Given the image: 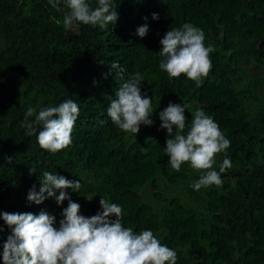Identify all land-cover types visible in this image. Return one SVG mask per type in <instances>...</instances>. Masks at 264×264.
<instances>
[{
	"label": "trees",
	"instance_id": "1",
	"mask_svg": "<svg viewBox=\"0 0 264 264\" xmlns=\"http://www.w3.org/2000/svg\"><path fill=\"white\" fill-rule=\"evenodd\" d=\"M112 3L119 18L106 30L83 23L65 29L63 0L57 8L48 0H0V212L43 209L58 227L67 200L27 201L49 171L80 181L79 192L66 189L80 214L95 215L102 196L108 198L122 206L125 227L153 230L177 252V264H264V0ZM184 23L201 28L205 45L215 48L199 87L159 68L160 39ZM145 24L148 32L140 37L136 29ZM113 62L123 72L111 69ZM135 72L143 74L141 91L154 109L153 124L141 125L137 135L121 131L107 115L108 96ZM65 99L78 103L80 115L71 145L52 153L39 146L38 133L26 136L20 125L29 106L39 110ZM169 101L202 108L231 141L214 165L219 171L225 156L232 162L221 173L222 186L195 191L190 184L200 172L188 162L179 172L171 168L158 115ZM185 115L190 122L187 109ZM0 226L3 264L11 230L2 218Z\"/></svg>",
	"mask_w": 264,
	"mask_h": 264
},
{
	"label": "clouds",
	"instance_id": "2",
	"mask_svg": "<svg viewBox=\"0 0 264 264\" xmlns=\"http://www.w3.org/2000/svg\"><path fill=\"white\" fill-rule=\"evenodd\" d=\"M63 2L69 10L62 21L65 29L83 23L106 30L119 18L112 0H96L95 7L88 0ZM48 3L57 8L60 0H48ZM152 18L159 19V14L153 13ZM147 32V24L136 29L140 37ZM204 41V31L192 23L168 30L159 41V68L169 78H179L183 74L197 87L201 86L212 68L210 53L215 51L213 45L206 46ZM110 68L120 69V65L113 62ZM143 81V74L135 72L115 91L114 97L108 96L107 115L111 122L121 131L134 135L139 133L141 125L153 124L152 97L141 91ZM186 109L191 113L190 122L185 115ZM79 115L78 103L65 99L58 106H42L39 110L29 106L20 126L25 129L26 136L38 133L39 146L55 153L71 145V134ZM158 115L159 127L166 129L169 137L164 154L169 157L171 168L179 172L181 165L188 162L192 169L200 172L199 179L190 184L195 191L212 185L222 186L221 173L231 168L232 162L225 156L219 171L214 165L217 154L224 153L231 141L213 117L202 108L191 110V106L184 102L172 101ZM5 160L12 163L13 158L5 156ZM35 173L34 167L29 168L30 175ZM42 175L39 191L34 184L27 193V201L39 205L54 197L57 205H62L67 200L59 226H56V216L43 209L38 214L0 212V218L11 230L2 246L3 264H177V252L161 243L153 230L136 232L123 225L122 206L102 196L100 211L91 216L82 215L81 205L73 201L66 191L79 192L82 187L80 181L49 171ZM57 190L59 195H56ZM87 199L90 201L92 197ZM3 231V226H0V232Z\"/></svg>",
	"mask_w": 264,
	"mask_h": 264
}]
</instances>
